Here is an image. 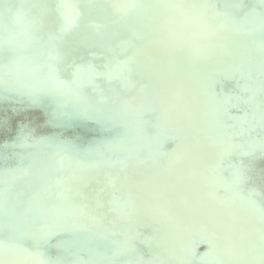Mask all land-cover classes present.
I'll return each instance as SVG.
<instances>
[{
  "label": "bare ground",
  "instance_id": "bare-ground-1",
  "mask_svg": "<svg viewBox=\"0 0 264 264\" xmlns=\"http://www.w3.org/2000/svg\"><path fill=\"white\" fill-rule=\"evenodd\" d=\"M93 1L106 3L109 17L97 19L91 14L90 5L81 7V16L68 37L69 43L61 49L60 60L50 58L49 48H44L48 57L45 61L36 58L38 45L21 31L22 23L11 33L0 31V49H3L0 69H14L19 74L15 79L0 73V88L18 102L11 108L6 96L0 94L3 105L0 144L9 145V151L0 149L1 164L4 163L3 167L0 165V176L32 190L14 198V185L4 186L0 181V195L5 199L4 205H0V227L6 224L5 237L10 241H0V259L20 264H35L41 259H50L54 264H197L199 261L190 252L203 243L199 257L202 261L258 262L264 222L254 215H260L261 211L254 194L239 188L233 198L216 197L221 198L223 208L208 209L207 184L185 179L184 172L192 168L191 172L204 177L217 162L230 156L227 146L238 144L245 147L239 158L247 156L246 164L252 166L245 179L255 174L264 181V156L261 160L257 155L264 143H249L245 132L220 133L215 145L201 147L205 149L200 153L195 150L187 154L184 152L192 144L186 143L181 148L175 141L178 137L177 140H184L183 133L192 138H195L192 134L196 135L198 144L209 145L210 140L214 141L209 129L185 127L190 123L186 120L196 124L204 120L205 126L213 123L204 109L189 105L196 104L199 97L194 94L190 101L183 98L188 90L198 89L193 86L197 78L208 80L213 77L210 74L220 71L233 73L235 65L253 68L255 72L264 70V38L258 24L241 28L224 15L243 16L249 9L246 1L134 0L151 7L131 10H117L113 7L116 1ZM27 2L42 5L50 0ZM236 4L246 7L241 15L231 7ZM66 11L69 18L74 16L71 9ZM35 16L45 26L52 19L50 15L40 16L38 10ZM4 24H15V18H6ZM220 26L228 31H222ZM253 37L259 50L252 51L248 57L250 67L242 52ZM232 41H237L241 49L230 47ZM18 42H24L25 46L16 45ZM215 43L226 54L227 61L216 60ZM155 47L163 51L158 54ZM26 52L27 59L23 56ZM133 53L135 60L127 77L111 82L101 77L95 80L100 84L99 91L87 83L91 75L87 69L81 73V87L48 90L49 64L58 68L60 79L68 80L73 78L71 73L76 65L90 63L103 72L109 61L123 62ZM171 67L181 70H169ZM211 82L200 84L201 101H205L203 94ZM184 110L190 118L181 115ZM51 113L58 117L46 121L45 117ZM150 114L153 118L148 121L142 117ZM221 117L223 114L218 119ZM78 118L85 120V128H75L81 141L70 139L63 147L56 146L59 136L50 137L51 125L61 123L68 127ZM17 119L22 120L20 126ZM169 129L172 131L167 133ZM156 131L163 137L150 142V135L157 134ZM106 134L114 140L111 150H107ZM174 141L175 160L165 154L173 151ZM20 142L27 148L24 153L13 151ZM128 148L134 152L132 158L124 160L123 151ZM46 152L50 154L45 156ZM138 156L143 158L138 160ZM242 164L241 168L246 167ZM258 164L263 169L257 168ZM17 166L20 174L15 175L10 167ZM172 166L174 170L167 172ZM46 178H51L47 187H41L37 182ZM249 181L264 191V184H259L257 179ZM256 191L259 192L258 188ZM70 197L76 202L71 203ZM20 209L24 219H18ZM232 212L238 220L231 218ZM168 232L174 233V237ZM3 237L0 235V239ZM220 238L222 244L213 246L210 239L219 242ZM241 238L243 241L237 246L235 240ZM56 239H59L56 244H50ZM41 245L48 253L55 252L57 261L43 253L39 249Z\"/></svg>",
  "mask_w": 264,
  "mask_h": 264
},
{
  "label": "water",
  "instance_id": "water-1",
  "mask_svg": "<svg viewBox=\"0 0 264 264\" xmlns=\"http://www.w3.org/2000/svg\"><path fill=\"white\" fill-rule=\"evenodd\" d=\"M110 1L113 2L116 0H110ZM227 1H229V0H227ZM245 1L247 4V8H250L254 2V0H245ZM27 3H30V2H27ZM30 4H32V3H30ZM105 4L106 3H100L98 1L91 2L89 4L90 10L92 11L91 14H94L95 17H97V19H98V16H100V17L102 16L103 20H105V18H108L109 17L108 15H110V14L107 12ZM245 8L246 7L243 6V8H239V9L234 8V10L238 15H241ZM220 29L224 32L228 31V29L225 26H220ZM11 43H12V45H14L15 41L13 39H11ZM248 44L249 45H247L244 48V51L242 52L243 55L247 56L246 59L249 56H251L254 52H257L259 50V45H258V42H257L255 37H253L252 40ZM16 45L24 47L25 43L24 42L23 43L18 42ZM216 46H217V44H216ZM230 47L236 48V49H241L240 44L237 41H232ZM155 50L158 51V54L161 51H163L162 48L160 49L158 47H155ZM252 51H254V52H252ZM189 52L190 51H188V50L185 51L186 54H189ZM8 55H12V54L10 52H8ZM23 56H26L25 59H27L28 52L24 53ZM34 56L36 58H38L39 60H44V61L46 58H48L46 50L44 49V47H41L39 45L37 46V50L34 53ZM215 58L219 62L227 61L226 60V58H227L226 54L222 53L218 46H217V53L215 55ZM251 61L254 62L253 59H251ZM247 63H248V65H250V67H252L250 64L249 58L247 60ZM171 68L172 69H169V70H172V71L181 70V68H178V67H171ZM235 68H236L235 72L229 73V74L222 72V71H220L219 73H216V75L210 74L213 77L209 78L208 80H205V77H199V79L197 78L196 84H198V85L193 84V86H198V89L200 87V84L207 82V81H212L210 84L211 85L210 88L207 91H205V93L203 94L205 101H201L202 96L199 93L198 89L195 92L188 90L187 93L185 94V96L183 97L185 101H190V99H192V96L194 94H195V97H199V100L197 101L196 104L194 103V104H189V105L201 107L202 109L205 110L206 117L211 118L213 120V123H210L211 126L210 125L205 126V123H203L204 120H199L198 124L186 120L187 122H190L187 125H185L186 129L192 130L191 128H196V129L199 128L200 131H207L209 129V131H211L210 134L214 138V141H215L214 142L213 140H210L211 144H209V145H203L202 143L198 144V143H196L198 141V137L196 135L192 134L195 137V138H192L191 136L185 135L183 133V135L181 137H183L184 140H177L180 137L176 138V140H175V141H177L178 146H181V148H184V145L186 143L192 144L191 149L187 150L184 153L188 154V153L195 151V150H198V153H200L201 150L205 149V148H201V147L215 145L216 142H219V138L217 137V135L220 133H226V134L230 135V134H239V133L245 132L246 135L249 137V143L256 142V144H257L260 141H262L264 143V82H263L264 81V70L260 71V72H255V70L253 68L248 69L244 65H240L239 67H236V65H235ZM2 72H5L4 74L8 75L11 78H15V79L18 78V76H19L17 71H15L14 69L1 68L0 73H2ZM219 75H222V77L221 76L219 77ZM226 75H230V77L227 78ZM98 85L100 86V84H98ZM190 85L191 84H189V86ZM0 94L6 96V99H7L6 101H7V104L9 105V107L14 108L17 106L16 103H18V102H14V100L9 97L8 92H6L5 90L0 88ZM2 106L3 105L0 104V108ZM61 110H67V109H61ZM71 111H73V109ZM220 114H223V117L218 119V116ZM181 115L183 117L190 118L189 112L187 113L186 110H184ZM44 116H46V115H44ZM54 117H58V115L55 113H51L45 117V120L50 121V119H52ZM142 117H144L146 119V121L153 118V116L151 114L149 117H145L143 115H142ZM232 119H234V120H232ZM21 121H22L21 119H17L19 126L21 124ZM84 121H85L84 119L78 118L68 127L62 126L61 123L59 125L58 124H52L51 129H50V131H48V133L50 134V137L55 136V135L59 136L58 143L55 144L56 146L63 147V144H66V141H69L70 139H72L74 142L78 143L79 141H81V139L77 135L75 128L76 129L85 128L84 127V125H85ZM96 126L97 125H94L93 127H96ZM170 131H172V130L169 129L167 131V133ZM156 133H157V131H156ZM157 134H155L153 132V134L150 135L151 136V138H149L150 142H154L153 140L160 141V139L163 136L158 134L159 135V137H158ZM108 135L109 134H106V135H104V137L108 141L107 142V145H108L107 150H111L113 143H114V140ZM7 136H8V134H7ZM7 136H6V138H7ZM2 137H3V133H0V139ZM175 141L173 142L174 143L173 151L172 150L168 151V152L165 151L166 156L172 157V159H174V160L176 157ZM0 146H1V144H0ZM7 146H9V145H7V143H6V147H5V144H2L0 149L5 148L6 149L5 151H9ZM227 148L230 150L229 151L230 156H228L227 159H224V160L217 162L216 166L213 169H210L208 174L204 175V177L197 175V173H195V172H191L190 170H193V169L190 168L184 172L185 179L186 178L192 179L194 181H198L199 183L203 181L204 183L207 184L209 190L205 195L207 198L206 204L208 205V209H211L213 207L215 208V206H218L219 208L224 207L223 203L220 201L221 198H220V200H218L216 198L219 195L227 196L229 198H233L236 190L239 188L244 189L247 192L253 193L255 196V200L258 201L257 204L261 208V211L259 212L260 215H258L256 213H254V215L257 216V218L260 220V222H264V191L261 190L258 186H256L254 183H252L249 180L257 179L259 181V184H262V185L264 184V181L258 175H255V174H253L252 177H250L248 180L245 179V175L248 174L249 172H251L249 169H251L252 166H250V163L246 164L248 162L247 156L239 158L240 155L242 154L241 151L245 148L244 146H240L238 144H231L230 147L227 146ZM26 149L27 148L25 147V145H23V143L20 142L16 145V148H15V150L13 149V151L24 153L26 151ZM181 150H185V149H181ZM67 152H71V151L68 150ZM133 152L134 151L130 148L123 151L124 160L132 158ZM2 153L3 152L0 153V158H1L0 165H1V167L4 166V163L1 164V161L3 160V156L1 155ZM12 153H14V152H12ZM45 154H46L45 156H48V154H50V153L46 152ZM257 155L262 160V157L264 156V146L262 147L261 152ZM6 158H8V157H6ZM140 158H143V157L138 156V160H140ZM242 163H245L246 167L241 168ZM17 167H19V169H17ZM17 167H14V169H12L10 167V170L12 172H14L15 175H17L18 173L20 174V166H17ZM259 167L261 169H263L261 164L257 165V168H259ZM171 170H174L173 166L171 168L167 169V172H171ZM139 175L141 177H144V175L142 173ZM50 179L51 178H46L44 181L40 180L37 183H39V185L41 187L42 186L47 187L48 181ZM0 181H2L4 183L3 184L4 186L11 187L14 185V191H13L14 198L21 197L22 195H25L26 193L32 192V190L29 188V186L18 187L17 185H15L14 181L9 179L8 177L1 175ZM35 185H36V183H35ZM256 188H258L259 192L256 191ZM254 192H256L257 194H255ZM203 197H204V195H203ZM70 202L75 203L76 200L73 197H70ZM236 202H239V200H237ZM4 203H5V199H4V196L1 194L0 195V205H4ZM110 204H115V203H110ZM21 210L22 209H20L18 211V214H17L18 219H20V218L24 219L25 218V214L22 213ZM231 218L238 220L236 213H233V212L231 213ZM5 226H6V224H4L3 226L0 227V235L4 236L3 238L0 239V241L10 242L5 237V236H7L4 232ZM123 228H124V223H122L121 231L123 230ZM240 230L243 231V229H240ZM167 234L170 237H174V233H172V232H168ZM196 235H197L196 237H198L199 233L198 234L196 233ZM202 235L206 237L205 234H202ZM190 240H191V238H190ZM210 240H211L213 246H216V245L218 246V245L222 244L221 238L219 239V242L213 241L212 239H210ZM56 241H59V239L51 241L52 243H50V244L54 245V244H56L55 243ZM242 241H243L242 238L238 239L237 241L235 240L236 245L240 246ZM229 243H231V242H229ZM18 245L23 246L20 243H18ZM202 245H204V244L201 243L198 246H195L190 253L194 257V259L199 261V263H197V261L195 260L197 264H211L208 260L202 261L199 258L200 253L202 251L200 246H202ZM39 249L43 250L44 251L43 253L46 252V254H48L50 257L54 258V260L57 261L55 252H53L51 250V254L48 253V250L46 251V248L42 245L40 246Z\"/></svg>",
  "mask_w": 264,
  "mask_h": 264
},
{
  "label": "snow or ice",
  "instance_id": "snow-or-ice-1",
  "mask_svg": "<svg viewBox=\"0 0 264 264\" xmlns=\"http://www.w3.org/2000/svg\"><path fill=\"white\" fill-rule=\"evenodd\" d=\"M92 0H74L69 3V0H50V2L42 5L28 4L27 0H0V31H7L11 33L16 25L23 24L21 31L30 42H33L41 47L51 49L52 60L62 59L61 49L68 43V37L72 29L76 26V22L81 16V7L88 6ZM113 7L117 10H131L144 9L151 7L149 5L134 2V0H116ZM233 8H243L242 4L232 5ZM67 9H71L74 13L72 18H69ZM40 16L50 15L51 21L45 26L42 19H37L35 13ZM229 17L231 24L241 28H247L250 24H258L259 31L262 38H264V0H254L252 6L244 13L243 16H237L231 13H224ZM15 18V24H4L6 18ZM3 49H0L2 54ZM135 60V53L126 61H117L113 64L112 61L106 63L103 67L105 71L101 72L92 64L76 65L75 72L71 73L72 79L63 80L58 75V68L55 65H47L50 72L49 91H60L61 89H68L72 86L81 87L80 76L81 73L87 69L91 75L88 77L87 83L93 89L100 90L99 85L95 80L101 77H107L109 82L113 79H125L131 72L130 65ZM71 68L72 65H69ZM23 227V225L21 226ZM0 264H20L18 261H5L0 259ZM35 264H54L50 259H41ZM250 264H264V238H262V245L260 251L259 261L250 262Z\"/></svg>",
  "mask_w": 264,
  "mask_h": 264
}]
</instances>
